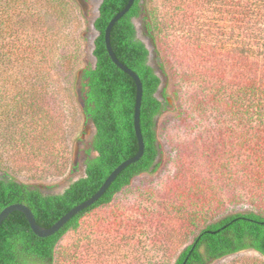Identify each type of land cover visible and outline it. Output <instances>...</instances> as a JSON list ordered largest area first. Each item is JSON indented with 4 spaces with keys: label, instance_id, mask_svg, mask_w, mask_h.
<instances>
[{
    "label": "trees",
    "instance_id": "obj_1",
    "mask_svg": "<svg viewBox=\"0 0 264 264\" xmlns=\"http://www.w3.org/2000/svg\"><path fill=\"white\" fill-rule=\"evenodd\" d=\"M149 1L152 0H135L111 33L116 55L135 70L143 82L144 155L124 169L96 203L79 212L51 236L35 234L23 212L11 213L0 227V264H57V247L69 231L77 230L89 213L110 204L136 176L156 169L161 154L159 120L172 107L170 95L178 102L173 109L178 115L185 113L204 118L208 113L215 114L216 126L203 128V132L208 131L207 135L217 142L210 160L222 165L235 161L238 176L255 205L253 209L232 212L207 223L180 252L174 264H209L248 249L264 256V0H199L211 7L218 6L216 12L232 25L231 31L227 29L219 39L221 44L216 50L201 51L198 55L193 49L196 52L194 74L201 82L191 88V101L186 108L180 102L179 90L169 94L168 85L162 90L163 78L150 63L149 48L137 36L134 19L147 12L148 31L156 41L160 22L155 10L149 6L146 9ZM128 2L101 1L94 21L95 62L81 68L77 78L81 88V112L95 128L83 174L71 180L63 191L52 193L0 170V213L11 204L23 203L32 209L39 224L52 226L93 196L118 165L138 152L137 86L134 79L114 63L105 39L108 24ZM84 15L78 0H0V110L4 119L13 108L37 113L42 84L49 94L51 71L59 60L64 71L74 69V62H80L82 50L78 32L68 27L74 21H81ZM68 44L76 45L75 52L59 55L60 46L65 49ZM42 64L46 67L45 74L40 70ZM25 66L36 71H23ZM160 67L168 81L177 80L165 64ZM16 83L24 93L10 101L3 85Z\"/></svg>",
    "mask_w": 264,
    "mask_h": 264
},
{
    "label": "rangeland",
    "instance_id": "obj_2",
    "mask_svg": "<svg viewBox=\"0 0 264 264\" xmlns=\"http://www.w3.org/2000/svg\"><path fill=\"white\" fill-rule=\"evenodd\" d=\"M78 1L85 15L81 21L72 22L68 30L78 32L80 62L64 71L59 60L51 71L49 94L42 84L37 113L13 108L4 119L0 110V170L45 192H61L83 174L95 133L93 123L86 121L81 112L77 78L81 68L95 62L94 21L102 0ZM148 6L160 22L156 41L148 31L147 12L134 19L137 36L149 48L150 63L163 78L162 90L166 85L169 94L179 90L180 102L186 108L191 88L201 82L194 74L193 49L198 55L216 50L232 24L216 12L218 6L199 0H152L147 10ZM75 49L76 45L68 44L65 49L60 46L58 52L62 55ZM161 64L177 80L168 81ZM25 67L23 71H36ZM40 70L46 73L43 64ZM5 87L3 91L10 101L24 93L17 83ZM170 96L172 107L159 120L158 167L136 176L110 204L89 213L77 230L69 231L57 247V264H174L207 223L255 207L238 176L235 161L222 165L210 160L217 142L203 128L216 126L215 114L208 113L204 118L178 115L173 112L178 102ZM209 264H264V256L248 249Z\"/></svg>",
    "mask_w": 264,
    "mask_h": 264
},
{
    "label": "water",
    "instance_id": "obj_3",
    "mask_svg": "<svg viewBox=\"0 0 264 264\" xmlns=\"http://www.w3.org/2000/svg\"><path fill=\"white\" fill-rule=\"evenodd\" d=\"M134 3H135V0H129V2L125 6V8L122 9L119 13H117L115 15V17L110 21V23L108 24V27L106 29L105 39H106V45H107L109 54H110L112 60L114 61V63L118 67H120L122 70H124L126 73H128L134 79L136 86H137V97H136V105H135V131H136V135H137L138 143H139L138 152L133 157L125 160L120 165H118L113 170V172L108 176V178L105 180V182L100 187V189L93 196H91L89 199L85 200L84 202H82V203L78 204L77 206H75L74 208H72L68 213H66L62 218H60L52 226L46 227V226L39 224L38 221L36 220V217H35L32 209L29 206H27L26 204L14 203V204H11V205L7 206L6 208H4L2 210V212L0 213V227L3 224L4 220L11 213H13L14 211H20L26 215V217H27V219L31 225V228L33 229L35 234H37L40 237H48V236L53 235L56 232H58L63 226H65V224L70 219H72L75 215H77L79 212L83 211L84 209H86V208L92 206L94 203H96L106 193V191L109 189L111 184L116 180L118 175L124 169H126L129 165L140 160L142 158V156L144 155V153H145V140H144V136H143L142 129H141V107H142V100H143V93H144L143 82L135 70H133L132 68L127 66L122 61H120V59L118 58V56L116 55V53L113 49L112 42H111V33H112V29H113L114 25L116 24V22L119 19H121L126 13L129 12V10L132 8ZM94 46H95V43H94ZM84 170H85V168H84Z\"/></svg>",
    "mask_w": 264,
    "mask_h": 264
},
{
    "label": "flooded vegetation",
    "instance_id": "obj_4",
    "mask_svg": "<svg viewBox=\"0 0 264 264\" xmlns=\"http://www.w3.org/2000/svg\"><path fill=\"white\" fill-rule=\"evenodd\" d=\"M89 150V149H88ZM92 153H93V151H92Z\"/></svg>",
    "mask_w": 264,
    "mask_h": 264
}]
</instances>
